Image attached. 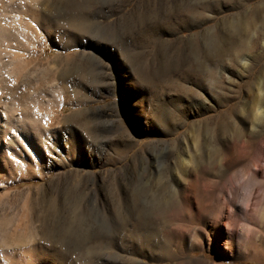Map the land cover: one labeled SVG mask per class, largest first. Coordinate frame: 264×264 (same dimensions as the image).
Here are the masks:
<instances>
[{
	"label": "rangeland",
	"instance_id": "obj_1",
	"mask_svg": "<svg viewBox=\"0 0 264 264\" xmlns=\"http://www.w3.org/2000/svg\"><path fill=\"white\" fill-rule=\"evenodd\" d=\"M0 264H264V0H0Z\"/></svg>",
	"mask_w": 264,
	"mask_h": 264
}]
</instances>
